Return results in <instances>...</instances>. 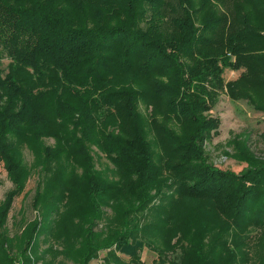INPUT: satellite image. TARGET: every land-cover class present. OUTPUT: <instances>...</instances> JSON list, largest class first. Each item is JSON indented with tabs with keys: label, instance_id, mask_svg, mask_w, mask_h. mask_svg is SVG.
Instances as JSON below:
<instances>
[{
	"label": "trees",
	"instance_id": "obj_1",
	"mask_svg": "<svg viewBox=\"0 0 264 264\" xmlns=\"http://www.w3.org/2000/svg\"><path fill=\"white\" fill-rule=\"evenodd\" d=\"M216 1L225 5L0 0V161L14 183L0 200V264H89L104 248V264H264V207L252 219L264 178L226 194L230 172L181 170L200 158L185 140L217 127L202 114L222 68L264 67V0ZM248 80L246 71L227 81L229 94L264 109L244 88ZM140 102L163 107L149 120L154 146L136 119ZM25 146L40 162L31 202L38 213L16 242L5 220L31 173ZM176 194L190 197L194 218L171 212ZM209 200L222 221L201 213ZM232 233L241 238L229 246L222 238ZM254 239L257 254L239 250ZM144 247L156 253L151 263L139 254Z\"/></svg>",
	"mask_w": 264,
	"mask_h": 264
},
{
	"label": "rangeland",
	"instance_id": "obj_2",
	"mask_svg": "<svg viewBox=\"0 0 264 264\" xmlns=\"http://www.w3.org/2000/svg\"><path fill=\"white\" fill-rule=\"evenodd\" d=\"M216 3L220 6H223V8H225V5L228 6V1L226 0L225 5L218 1H216ZM229 3H231V1H229ZM27 5L31 6L32 3L30 2ZM229 7H231V5H229ZM146 9L151 11L152 8L146 6ZM147 13L149 14L150 12L147 11ZM195 23L198 24L199 21H196ZM228 50L229 49L226 51ZM231 56H233V54H231ZM1 60L4 62V64L7 61L5 58ZM222 69L223 84L218 88L211 86V88L214 89L212 92L215 94H213L211 97H205L207 103H209V107L208 110L204 111L202 114L205 117L215 118L218 121L217 127L214 130H211L206 137H202L201 139L194 137L185 140H190L191 148L189 149L196 150V153L199 151L200 158L185 159L186 162L183 163L184 167L181 170L185 169L187 172H196L212 167L218 168L221 171L230 172L235 182L230 184L231 188L226 191V194H231L236 193L242 184H245L249 187L257 186V182L259 180L257 178H264V176L259 174L260 168H256L259 164L264 163V109L254 107V105L250 104L245 98L232 97L228 92L226 82L231 79H237L241 73L247 71L249 73V80L247 82L248 84L244 88L248 90L258 102L264 104V83H262L264 80V67L258 64L252 69H247L246 66H224ZM191 83L192 85L189 86V89H195L194 84H196V81L193 80ZM136 87L137 85L134 86V88ZM158 105L163 106L164 102H161ZM157 106L155 107L152 104L140 102L137 104L136 108L138 112L136 119L140 126H145L144 133L149 143L153 146V124H151L149 120L151 121L152 117L155 119H160L161 112H159V110H163V107ZM146 119L147 123L145 124ZM128 123L129 119L126 120V126ZM172 128L174 129V127ZM175 129L181 130L182 128L179 125ZM46 141L51 143L53 142V139L46 138ZM94 148L96 147L94 146ZM93 153L96 163L98 165H103V162L97 158L95 149ZM190 154L191 151L187 149V157H189ZM24 156L25 160L30 166L31 173L26 180L24 190L17 196L12 197L10 209L7 211L5 220L7 228L6 232L9 236L14 238L16 242L17 238L22 236L23 232L25 233V229L30 221L35 218L34 215L38 213L36 207L32 206L31 202L37 181L40 178L38 171L40 162L34 160L33 154L29 149L26 148V146L24 147ZM173 161L180 162V159L175 158ZM262 170H264V168L260 171ZM244 177H251L253 180L251 182L249 179H247L244 181L245 183H242L243 181L241 179ZM13 187L14 183L12 182L9 173L3 166L2 161H0V200H2L6 192H8V190L12 189ZM163 187L164 186H162V188ZM155 191L156 187L152 186L151 193H154ZM162 191L167 193L169 189L164 187ZM259 192L262 195L259 196V202L252 211V219L257 218L262 214V209L264 207V183L261 185ZM157 201L158 200L156 199L152 202ZM192 202L193 201L190 199V197L186 195L179 196L176 194L171 200L169 208L171 212L179 216L181 221L186 218L191 219L194 218L197 212L196 210L189 209V207L192 205ZM218 207L219 206L217 205L216 201L209 200L200 206V210L202 214L209 213V215H211L213 218H217L218 221H222L224 216L218 214ZM185 222H187V220L179 223L181 226H183L184 224L182 223ZM66 227L63 226L62 229H66ZM258 230L259 229L257 226L251 227V233L249 232L250 238L254 237ZM22 237L23 241L25 242L26 236ZM240 238V236L232 233L223 236L222 240L227 241L229 246H231V244L238 242ZM260 238L264 240V232L261 234ZM255 240L256 239L252 240L249 245H246L244 248H240L239 250L242 251L245 249L248 255L250 254L251 256H253V254H257L261 249V243L255 242ZM105 251L106 248L100 249V251H98L97 257L90 260L89 264H104L103 255L105 254ZM118 254L125 259L128 258V255L123 252H119ZM139 254L141 255V258L148 263H151L156 258V253L147 247H144L141 251H139ZM252 261L253 257H251L250 262L252 263ZM70 264L73 263L70 262Z\"/></svg>",
	"mask_w": 264,
	"mask_h": 264
}]
</instances>
